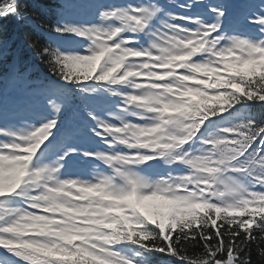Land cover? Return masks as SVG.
Listing matches in <instances>:
<instances>
[{
  "label": "snow or ice",
  "instance_id": "1",
  "mask_svg": "<svg viewBox=\"0 0 264 264\" xmlns=\"http://www.w3.org/2000/svg\"><path fill=\"white\" fill-rule=\"evenodd\" d=\"M0 264H264V0H0Z\"/></svg>",
  "mask_w": 264,
  "mask_h": 264
},
{
  "label": "trees",
  "instance_id": "2",
  "mask_svg": "<svg viewBox=\"0 0 264 264\" xmlns=\"http://www.w3.org/2000/svg\"><path fill=\"white\" fill-rule=\"evenodd\" d=\"M4 24L6 26V32L9 37H18L17 42L25 39L23 33L19 32L12 22L5 21ZM19 54L22 58L28 57V51L26 46L20 50Z\"/></svg>",
  "mask_w": 264,
  "mask_h": 264
}]
</instances>
